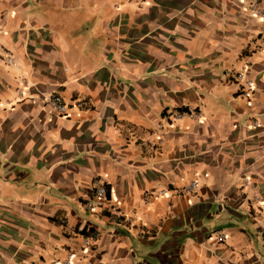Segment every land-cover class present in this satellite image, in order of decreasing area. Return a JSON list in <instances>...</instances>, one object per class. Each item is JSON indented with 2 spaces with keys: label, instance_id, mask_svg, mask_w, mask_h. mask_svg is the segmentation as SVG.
<instances>
[{
  "label": "crops",
  "instance_id": "obj_1",
  "mask_svg": "<svg viewBox=\"0 0 264 264\" xmlns=\"http://www.w3.org/2000/svg\"><path fill=\"white\" fill-rule=\"evenodd\" d=\"M263 32L264 0H0V264H264Z\"/></svg>",
  "mask_w": 264,
  "mask_h": 264
},
{
  "label": "built area",
  "instance_id": "obj_2",
  "mask_svg": "<svg viewBox=\"0 0 264 264\" xmlns=\"http://www.w3.org/2000/svg\"><path fill=\"white\" fill-rule=\"evenodd\" d=\"M253 7L257 8V3H253ZM255 50L260 51V52H264V32L259 36ZM7 61L11 62V58L8 57ZM236 77L238 80L244 81V89H243L242 93L244 96L248 97L250 95V90H251V81L248 78H246V76L243 73H238L236 75ZM46 103L49 106L51 112L54 114H58V115L68 113L69 109L72 106L79 108V109H82L85 105V102L83 100H75V101H73L72 104H70V103L66 102L64 100V98L59 94L50 95L46 99ZM186 113L192 118H196L198 116V113H196L194 111H189V112H177L176 117L180 118L181 116H183ZM196 186H197V182L192 181L184 187V190L186 192H192L196 188ZM93 199H94L95 203H99V204L106 203V193H105L104 186H99L95 189ZM95 203L87 202L86 207L88 209H92ZM224 239H225L224 234L218 236L219 241L224 240ZM50 264H59V262L53 261ZM64 264H70V263L68 260H66L64 262Z\"/></svg>",
  "mask_w": 264,
  "mask_h": 264
}]
</instances>
